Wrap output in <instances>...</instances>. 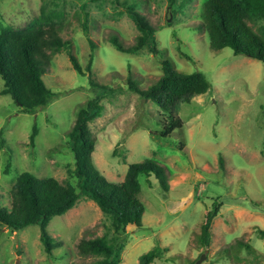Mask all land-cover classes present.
<instances>
[{
    "label": "rangeland",
    "instance_id": "rangeland-1",
    "mask_svg": "<svg viewBox=\"0 0 264 264\" xmlns=\"http://www.w3.org/2000/svg\"><path fill=\"white\" fill-rule=\"evenodd\" d=\"M136 6L157 29L155 54L146 48L123 52L141 33L126 7ZM206 0H0V30L30 26L45 8L71 44L53 54L44 79L58 96L35 114L24 112L11 95L2 94L0 76V192L10 205L9 191L19 174L55 176L77 183L70 171L76 165L68 131L79 104L102 96L104 114L90 123L97 138L93 160L110 180L124 179L129 164L147 157L167 165L168 186L155 175L141 174L145 203L142 227L129 225L118 233L110 214L86 196L49 229L56 247L47 253L39 224L18 231L0 224V264H100L99 255L80 253L83 237L106 235L124 242L120 264H141V255L155 246L163 254L150 264H264V62L232 47L214 50L209 35L199 28ZM264 26V20L255 28ZM96 42L93 77L113 90L103 94L90 74L73 66L71 49L86 69ZM175 68L201 70L212 82L204 94L180 102L182 129L161 134L163 109L130 87L132 77L142 88L163 74V60ZM35 143L31 141L34 125ZM2 132L4 145L2 144ZM123 156L127 158L125 161ZM221 157L224 163L222 164ZM9 159L10 172L6 173ZM222 202L209 247L200 241L207 208ZM245 243L254 249L248 251Z\"/></svg>",
    "mask_w": 264,
    "mask_h": 264
},
{
    "label": "trees",
    "instance_id": "trees-1",
    "mask_svg": "<svg viewBox=\"0 0 264 264\" xmlns=\"http://www.w3.org/2000/svg\"><path fill=\"white\" fill-rule=\"evenodd\" d=\"M139 4L138 1L126 7L141 31L136 42L125 45L117 35L112 36L111 40L117 49L123 52L137 53L148 48L159 54L161 50L156 41L157 29L149 18L136 8ZM260 20H264V0H206L199 28L208 33L214 50L229 46L236 54L264 62V26L255 28V24ZM89 40L92 52L86 69L71 49L69 54L74 68L80 74H87V70L91 84L106 94L113 89L109 85L100 84L92 75L97 45L92 37H89ZM69 44L71 41L63 38L58 23L45 8L26 28L2 27L0 76L4 80V86L1 93L11 95L24 112L35 114L39 109L47 107L58 93L48 86L44 73L53 62V54ZM163 69L159 79L147 88H142L132 77L129 83L131 89L144 99H151L161 106L164 111L161 134L163 137H171L176 130L184 126L183 118L176 111L178 104L190 101L192 96L207 93L212 88V82L205 72L177 69L168 58L163 60ZM105 108L101 95L81 102L74 126L67 133L76 159L75 167L70 169L78 179L76 184L71 181L63 182L55 176H38L24 170L9 191L10 205L2 203L0 192V224L6 225L11 232L39 224L41 239L50 255L57 244L49 229L51 220L57 215L67 213L81 197L95 200L104 212L112 216L116 231L121 233L125 232L129 225H144L146 206L140 196L141 174L149 177L155 175L163 186H168L167 165L153 157L131 162L120 182L110 180L101 172L93 160L97 138L90 128V123L102 116ZM37 134L38 127L35 124L31 134L32 143H35ZM1 136L4 145L3 132ZM123 159L127 160L125 156ZM221 161L223 164V157ZM8 163L6 173L10 172L11 159ZM221 206L222 202L215 201L205 213L200 233V241L205 247L211 244L214 236L212 225ZM261 233L264 235V230H261ZM244 245L248 251H253L251 244ZM77 247L83 255L101 256L98 259L100 264H120L123 260L124 242L117 238L112 240L106 235L83 237ZM162 254L163 247L155 246L141 255V264H150Z\"/></svg>",
    "mask_w": 264,
    "mask_h": 264
}]
</instances>
